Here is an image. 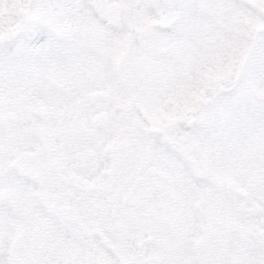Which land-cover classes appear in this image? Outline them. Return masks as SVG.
<instances>
[{
    "label": "snow or ice",
    "instance_id": "6c2138e0",
    "mask_svg": "<svg viewBox=\"0 0 264 264\" xmlns=\"http://www.w3.org/2000/svg\"><path fill=\"white\" fill-rule=\"evenodd\" d=\"M0 264H264V0H0Z\"/></svg>",
    "mask_w": 264,
    "mask_h": 264
}]
</instances>
